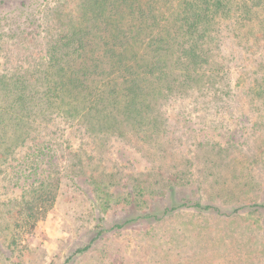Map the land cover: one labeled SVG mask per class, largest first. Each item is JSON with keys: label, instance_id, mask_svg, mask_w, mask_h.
I'll return each mask as SVG.
<instances>
[{"label": "rangeland", "instance_id": "374dc122", "mask_svg": "<svg viewBox=\"0 0 264 264\" xmlns=\"http://www.w3.org/2000/svg\"><path fill=\"white\" fill-rule=\"evenodd\" d=\"M80 2L0 0V74L39 80ZM211 37L208 65L187 83L163 55L175 73L148 75L141 114L109 104L93 132L54 107L41 121L39 108L10 150L0 141V264H66L98 233L68 264H264V229L235 219L264 204V10ZM45 146L51 158H37ZM35 161L28 176L21 165ZM166 206L173 214L146 217Z\"/></svg>", "mask_w": 264, "mask_h": 264}, {"label": "trees", "instance_id": "16d2710c", "mask_svg": "<svg viewBox=\"0 0 264 264\" xmlns=\"http://www.w3.org/2000/svg\"><path fill=\"white\" fill-rule=\"evenodd\" d=\"M77 10L68 26L49 43L39 68V80L29 73L0 74V141L9 138L7 150L23 138L29 119H38L37 114L31 117L34 109L42 110L41 121L46 122L50 120L48 110L53 107L56 115L66 121L84 123L88 119L93 132V122L109 104L122 108L125 116H136L144 108L138 98L145 93L148 75L162 81L175 73L162 69L166 66L163 55L171 53L187 83L208 65L207 46L222 21L254 23L259 10H264V0H81ZM103 88L112 94L101 96L106 94L102 93ZM104 117L108 119L107 115ZM35 153L40 159L51 158L46 146L37 148ZM35 162L22 163L28 168V176L36 175ZM20 177L23 179L21 174ZM173 207L166 206L165 212L146 217H165L173 214ZM246 209L252 214L251 219L236 217V223L242 227L250 223L253 230L264 229V204L247 203ZM136 218L114 228H122ZM100 235L96 234V240L75 252L66 264L87 253Z\"/></svg>", "mask_w": 264, "mask_h": 264}]
</instances>
